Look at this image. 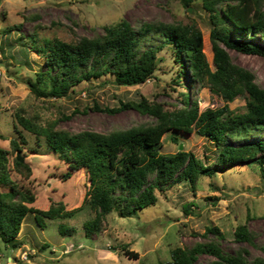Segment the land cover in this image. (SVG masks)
<instances>
[{
	"label": "rangeland",
	"instance_id": "374dc122",
	"mask_svg": "<svg viewBox=\"0 0 264 264\" xmlns=\"http://www.w3.org/2000/svg\"><path fill=\"white\" fill-rule=\"evenodd\" d=\"M126 19L135 25L141 20L194 21L203 34V51L211 68L212 50L209 32L212 23L201 0H191L186 6L183 0H0V46L4 40L1 29L18 24L7 36L18 48L17 38L25 42L35 32L36 38L58 37L75 42L82 35L92 36L103 32L106 24ZM235 37L238 32L230 33ZM252 39L264 43V35H252ZM160 33L149 34L140 40L147 47L161 43ZM27 42V40H26ZM27 44L30 45L29 42ZM232 59L255 73L256 81L264 86V56L227 48ZM158 67L153 75L141 83L124 85L113 81L110 73L78 82L68 95L36 96L24 81L34 77L36 70L47 67L45 58L29 46L30 65L18 64L9 58L1 60L0 68V146L10 149V159L21 155L31 166V175L24 178L12 171L13 178L33 189L34 206L51 200H63L67 208L77 206L88 188L86 172L75 171L67 179L61 178L66 164L54 153L45 149L43 138L39 149H12L11 137H17L13 128V112L35 118L46 125L70 131L93 129L101 132L114 127H126L152 119L133 107L114 111L91 106L93 99L109 107L119 105L120 100L136 99L145 95L150 100L163 102L165 107L182 106L179 91L189 85V96L197 98L199 110L222 106L225 102L213 92L206 79H189L178 75L179 63L173 58L171 47L164 44L158 49ZM180 81V82H179ZM247 96L239 95L227 101L235 112L246 108ZM33 141V136L24 131ZM177 137V141L171 136ZM264 137V128L253 130L246 136L231 139L239 144ZM31 141V142H32ZM182 142L183 149L192 150L205 162H215L216 146L196 132L168 130L163 134L159 150L174 153ZM215 163V164H214ZM225 169H216L211 175H200L194 186L188 180H180L156 189V203L139 208L131 216H121L112 210L105 217L103 226L86 236L83 221L94 215L84 207L71 217L39 218L29 211L23 218L18 237L22 243L9 247L0 238V264H173L170 250L174 246H191L196 241L216 239L226 251L246 246L249 256L264 255V166L253 162L231 161ZM0 184V190L7 189ZM119 191V189H117ZM188 205V209H185ZM238 223H245L253 232V242L237 241L233 230ZM215 224L223 236L217 238L213 231H206ZM62 225L65 233H61ZM123 245L137 251L138 257L124 253ZM213 257L201 253L198 261Z\"/></svg>",
	"mask_w": 264,
	"mask_h": 264
},
{
	"label": "trees",
	"instance_id": "16d2710c",
	"mask_svg": "<svg viewBox=\"0 0 264 264\" xmlns=\"http://www.w3.org/2000/svg\"><path fill=\"white\" fill-rule=\"evenodd\" d=\"M190 1L183 0V3L189 6ZM201 5L212 23L209 32L212 68L203 51L202 31L194 21L152 19L133 25L120 19L104 25L103 32L82 35L75 42L58 37L38 40L33 32L25 37L30 45L17 38V49H13L7 34L18 24L1 29L2 35H6L0 46L2 60L9 58L18 64L30 65L28 51L31 45L45 58L47 67L36 70L34 77L24 79L36 96L68 95L78 82L106 73H110L118 84L144 82L158 67V49L167 44L179 63L178 75L186 74L197 81L206 79L213 92L225 102L222 106L199 110L197 98L189 96V85L179 91L183 105L173 108L142 94L136 99L120 100L115 107L93 99L91 106L94 108L114 111L133 107L152 118L105 132L93 129L70 131L55 127L54 122L44 125L20 110L14 111L13 128L17 137L10 138L11 148L21 151L26 145L39 149L42 137L45 149L54 152L66 164L61 178L67 179L83 169L88 188L77 206L67 208L61 199L34 206L31 203L36 195L31 186L12 176V171H16L29 178L32 172L29 162L24 157L19 160L17 155L10 159L11 150L0 146V184L8 187L0 190V238L9 247L21 245L18 233L29 211L39 222V218L71 217L89 207L94 215L82 224L84 234L88 236L103 226L105 217L112 210L121 216H131L139 208L156 203L155 190L167 183L188 180L194 186L200 175L211 176L216 169H225L224 164L231 161L264 166V137L239 144L229 142L264 128V86L256 81L254 71L235 62L227 49L264 56V43L252 39L257 33L264 35V0H201ZM157 32L164 37L161 43L140 46L143 37ZM231 32L238 34L233 37ZM242 94L247 96L246 108L235 112L227 101ZM168 130L194 131L208 137L216 146L215 163L218 166L205 162L192 150L178 148L174 153L161 152L162 137ZM24 131L33 136V141ZM171 139L177 141L174 135ZM188 208L187 205L185 209ZM59 229L65 233L66 228L62 225ZM206 231H213L217 238L223 236L215 224L208 225ZM233 234L237 241L253 242V232L245 223H238ZM123 250L129 257H138L137 251L125 245ZM201 253L213 257L200 262L198 256ZM170 255L169 262L173 264H264V255L250 257L249 249L243 245L226 251L216 239L196 241L189 247L174 246Z\"/></svg>",
	"mask_w": 264,
	"mask_h": 264
},
{
	"label": "water",
	"instance_id": "95a60500",
	"mask_svg": "<svg viewBox=\"0 0 264 264\" xmlns=\"http://www.w3.org/2000/svg\"><path fill=\"white\" fill-rule=\"evenodd\" d=\"M182 146H183V144H182V142H180L178 148H179V149H182ZM17 158H18L19 160H23V157H22L21 155H19L18 153H17Z\"/></svg>",
	"mask_w": 264,
	"mask_h": 264
},
{
	"label": "built area",
	"instance_id": "2783aa9c",
	"mask_svg": "<svg viewBox=\"0 0 264 264\" xmlns=\"http://www.w3.org/2000/svg\"><path fill=\"white\" fill-rule=\"evenodd\" d=\"M1 60H2V55H1V53H0V63H2L1 62ZM1 66V65H0ZM2 74V69L0 68V75Z\"/></svg>",
	"mask_w": 264,
	"mask_h": 264
}]
</instances>
